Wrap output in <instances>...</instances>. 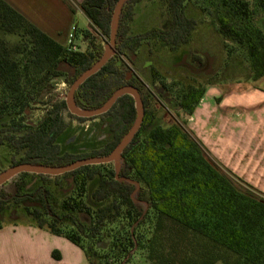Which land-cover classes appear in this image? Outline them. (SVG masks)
Masks as SVG:
<instances>
[{
    "label": "trees",
    "instance_id": "trees-1",
    "mask_svg": "<svg viewBox=\"0 0 264 264\" xmlns=\"http://www.w3.org/2000/svg\"><path fill=\"white\" fill-rule=\"evenodd\" d=\"M63 1L72 12L78 8L89 23L91 32L82 34L88 39L84 50H68L0 0V117L8 118L0 128V146L7 150L11 165L53 167L107 155L135 120V102L126 93L95 116L72 114L65 99L58 98L37 126L21 122L26 108L49 104L52 79L64 76L71 85L104 52L99 38L108 37L117 0ZM140 1L125 0L117 20L115 53L73 95L76 107L89 110L103 105L120 86H133L144 108L134 136L116 162L82 165L58 175L19 172L13 191L0 187V211L20 212L22 223L65 237L83 250L89 264H120L134 244L150 264H264V194L215 164L180 123L164 127L156 122L148 108L152 92L135 74L126 79L131 54L142 45H148L149 52L176 51L190 41L197 24L187 10L191 0H156L164 8L166 27L133 32L131 23ZM215 3L217 33L246 54L251 79L264 76V28L253 24L248 0ZM257 3L264 9V0ZM149 72L159 74L153 65ZM164 92L162 85L156 89L158 97ZM204 92L199 83L180 84L177 98L166 107L191 115ZM63 111L78 121L102 119L108 142L86 152L62 150L59 139L68 127ZM28 177L39 183L26 189ZM61 182L66 185L64 197L56 206L50 184ZM78 214L89 216L90 224ZM116 220L130 229L120 246L112 242L99 255L92 244H83V237L96 236ZM61 225L72 229L63 231ZM138 228L143 230L137 238ZM101 258L106 261L100 262Z\"/></svg>",
    "mask_w": 264,
    "mask_h": 264
},
{
    "label": "rangeland",
    "instance_id": "rangeland-1",
    "mask_svg": "<svg viewBox=\"0 0 264 264\" xmlns=\"http://www.w3.org/2000/svg\"><path fill=\"white\" fill-rule=\"evenodd\" d=\"M215 2L216 0H191L187 4V10L196 17L197 24L190 41L178 50L168 51L154 48L152 52H149V46L142 45L139 50L131 54L132 61L128 63L127 73L135 74L143 81L145 87L152 92L148 108L154 113L155 121L164 127L173 122H178L187 131L192 133L187 126L189 115L184 116L182 111L170 110L166 107L168 101H174L177 98L180 84L187 82L199 83L204 85L205 89L210 86L208 87L210 89L206 93L207 97L210 96L209 92L211 94L214 90V92H219L216 95L212 94L214 101H217L221 95L222 97H234L240 93H251L252 90L264 93V76L257 80L251 79L250 66L246 54L236 44L224 40L217 33V26L214 20ZM248 4L253 24L258 28H264V9L258 5L257 0H248ZM78 10V8H75L73 12V20L75 21L73 25L75 26L74 44L77 49L84 50L87 47L88 39L82 34L84 30H90V28L86 18ZM166 24L167 18L160 1L141 0L136 5L134 19L131 23L133 32H138L151 26L163 28L166 27ZM109 34L107 38H99L104 50L109 39ZM149 65H153L159 74L155 77L152 76L149 72ZM51 82L53 83V88L50 91V96L47 95L51 98L48 101L49 104H36L26 108L23 113V120L21 121L25 125L37 126L39 121L44 118L46 108L51 103L58 98H66L70 88L67 78L60 76L52 79ZM214 84L215 87L211 88ZM161 85L165 88V92L162 97H158L156 89ZM47 96L46 94L43 95V100H47ZM63 117L68 122V127L59 139L62 150L75 153L86 152L108 142L109 138L104 129L102 119L78 121L68 116L66 111H63ZM7 120L6 115L0 117V128H5L4 124H7ZM193 135L196 137L195 134ZM205 149L215 164L229 170L221 161L215 158L209 149L206 147ZM8 159L9 154L7 150L3 146H0L1 171L12 166ZM110 162H115V160ZM17 174L15 173L4 179L0 183V187L13 191L14 182L18 180ZM38 183V178L28 177L26 189H31ZM50 187L54 193V203L58 206L62 197H64L62 191H64L63 187H66V185L64 182H61L59 185L50 184ZM133 197H135L134 194ZM137 204L141 209H146L142 202H137ZM18 215H20V212H15L12 209L0 211V222L2 224L7 222L22 223L25 219L20 218ZM78 217L86 225L90 224L91 218L89 216L78 214ZM121 223L116 220L109 227L110 229L105 227L92 238L83 237V244L85 246L92 244L99 255L107 250L112 245V242L120 246V242L123 241L125 234L130 230H128L129 226L127 227ZM61 226L63 231L72 229L68 225ZM142 230L138 228L137 232L134 233V237L142 234ZM132 247L128 255L121 260L120 264H150L146 260L144 251L140 250L135 244ZM114 250L116 251V249ZM99 260L100 262L106 261L105 258ZM216 264L224 263L219 262Z\"/></svg>",
    "mask_w": 264,
    "mask_h": 264
},
{
    "label": "crops",
    "instance_id": "crops-1",
    "mask_svg": "<svg viewBox=\"0 0 264 264\" xmlns=\"http://www.w3.org/2000/svg\"><path fill=\"white\" fill-rule=\"evenodd\" d=\"M4 1L65 45L75 21L63 0ZM208 87L188 116L189 130L233 174L264 194V93L252 90L234 97L221 95L214 101L213 95L219 92L214 88L207 97ZM0 264L89 263L83 250L63 236L27 222H7L0 227Z\"/></svg>",
    "mask_w": 264,
    "mask_h": 264
},
{
    "label": "water",
    "instance_id": "water-1",
    "mask_svg": "<svg viewBox=\"0 0 264 264\" xmlns=\"http://www.w3.org/2000/svg\"><path fill=\"white\" fill-rule=\"evenodd\" d=\"M125 0H117L114 9L112 11L111 20H110V34L109 39L105 45V50L100 58L88 69L83 71L77 78L71 83L68 93L65 98V103L68 108V111L72 114L81 117H91L105 112L115 100L123 94H130L135 102L136 116L135 120L128 130V132L121 138V140L116 144L113 150L104 156H94V157H84L77 159L69 164L62 166H43L40 164H30V163H20L12 165L4 171L0 172V183L8 177V175H13L19 172H29L37 174H49V175H58L70 170L76 169L82 165L90 164H99L106 163L110 161H117L119 154L122 152L124 147L130 142L135 132L140 126L142 115H143V104L137 90L133 86L123 85L117 88L110 98L100 107L95 109L84 110L75 106L73 102L74 91L77 86L82 83L87 77L95 73L107 60L108 58L115 53V35L117 29V20L119 12L124 4ZM73 71V70H72ZM130 73H127L126 79H129Z\"/></svg>",
    "mask_w": 264,
    "mask_h": 264
},
{
    "label": "built area",
    "instance_id": "built-area-1",
    "mask_svg": "<svg viewBox=\"0 0 264 264\" xmlns=\"http://www.w3.org/2000/svg\"><path fill=\"white\" fill-rule=\"evenodd\" d=\"M74 32H75V26H71L67 38L65 46H67L68 50H76V46L74 44Z\"/></svg>",
    "mask_w": 264,
    "mask_h": 264
},
{
    "label": "bare ground",
    "instance_id": "bare-ground-1",
    "mask_svg": "<svg viewBox=\"0 0 264 264\" xmlns=\"http://www.w3.org/2000/svg\"><path fill=\"white\" fill-rule=\"evenodd\" d=\"M10 175H8V177H9Z\"/></svg>",
    "mask_w": 264,
    "mask_h": 264
}]
</instances>
